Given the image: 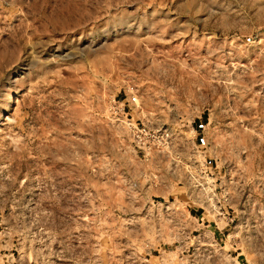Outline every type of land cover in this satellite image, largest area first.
<instances>
[{
	"label": "rangeland",
	"instance_id": "rangeland-1",
	"mask_svg": "<svg viewBox=\"0 0 264 264\" xmlns=\"http://www.w3.org/2000/svg\"><path fill=\"white\" fill-rule=\"evenodd\" d=\"M5 259L264 264V0H0Z\"/></svg>",
	"mask_w": 264,
	"mask_h": 264
},
{
	"label": "crops",
	"instance_id": "crops-1",
	"mask_svg": "<svg viewBox=\"0 0 264 264\" xmlns=\"http://www.w3.org/2000/svg\"><path fill=\"white\" fill-rule=\"evenodd\" d=\"M192 211H193V214L191 215L195 218L197 226L203 227V229L208 231L211 235H214V234L216 235L218 231L220 232L221 227L224 226V224L221 226H217L216 220L211 217L206 216L203 213L202 209H198L197 207H192ZM212 224H214L217 227V229H215V226H213ZM225 224H226V221H225ZM205 226H209V227H205ZM0 264H14V263H10L7 259H5V261H2V263Z\"/></svg>",
	"mask_w": 264,
	"mask_h": 264
},
{
	"label": "built area",
	"instance_id": "built-area-1",
	"mask_svg": "<svg viewBox=\"0 0 264 264\" xmlns=\"http://www.w3.org/2000/svg\"><path fill=\"white\" fill-rule=\"evenodd\" d=\"M131 99H132V100L134 99V96H133V95H131ZM217 206L219 207V205H217ZM209 207H210V209L215 210L213 205H211V206L209 205ZM218 207H217V209H219ZM202 208H203V207H202ZM215 211H217V213L220 212L221 215H224V216H225V214H224V212H223L222 209H221V210H220V209H219V210H215ZM226 219H227V218H226Z\"/></svg>",
	"mask_w": 264,
	"mask_h": 264
}]
</instances>
